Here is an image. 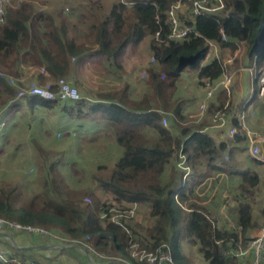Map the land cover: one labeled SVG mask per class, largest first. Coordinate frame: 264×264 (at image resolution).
I'll list each match as a JSON object with an SVG mask.
<instances>
[{
	"label": "trees",
	"instance_id": "1",
	"mask_svg": "<svg viewBox=\"0 0 264 264\" xmlns=\"http://www.w3.org/2000/svg\"><path fill=\"white\" fill-rule=\"evenodd\" d=\"M89 1L88 16L74 21L49 9L39 10V5L47 4V0L6 6L0 22V69L19 75L24 72V65H43L44 73L37 72L33 77L39 83L53 82V89H57L60 79L72 80L83 98L63 109L71 116L84 115L85 106L91 104L90 110L99 114L98 120L107 131L102 136L94 133L81 139L97 142L107 137L123 149L112 166L102 163L90 168V182L108 194L119 209L133 203L144 205L153 223L142 226L130 221L122 227L106 216L102 218L111 204L102 202L94 186L82 187L67 181V151L44 152L40 146L32 158L40 194L31 190V198L23 200L14 185L0 187V217L44 228L58 235L56 242L81 241L116 254L130 250L131 241L138 243L137 250H154L162 242L169 243L173 236L172 252L181 239H186L195 245L206 264H241L232 250L238 244L247 245L250 230L258 225L256 205L264 197H260L264 180L254 166L260 162L246 152L242 136L236 138L238 145L232 147L226 162L222 153L227 143L206 129L217 124L207 114L225 111V127H238L236 114L246 109L248 101L235 99L234 84L229 92L218 88L207 103L206 115L191 120L176 91L186 66L197 70L200 85L204 80L218 81L225 70L223 55L232 54L240 43L244 45L246 64L251 65L255 59L257 69L264 67V0H225L223 9L201 15L188 10L179 17L192 30L181 39L169 37L167 13L178 0H116L102 18L95 14L94 4L99 0ZM143 40H147V51L157 67L146 68L145 89L140 95L132 97L130 85L125 84L93 98L73 79L85 61L103 69L122 70L128 45ZM209 42L216 44L222 56H213L203 64ZM228 68H237V61ZM255 81L256 78L253 84ZM252 94L251 101L257 96L256 87ZM60 105L61 100L38 96L16 98L14 88L0 77V122L5 126L14 121L17 112L22 119L23 113L34 118L41 109L48 111ZM161 112L167 115L169 127L159 123ZM182 153L190 167L185 178L184 170L178 166ZM69 166L73 173L77 172L76 160ZM218 172L228 173L232 180L227 212L241 226L240 238L227 224H218L214 209L195 199V188ZM85 196L91 201L85 203ZM260 212L264 215V209ZM1 249L0 264H16L13 258L27 256L22 250L13 248V253L6 254ZM132 260L135 264H148Z\"/></svg>",
	"mask_w": 264,
	"mask_h": 264
},
{
	"label": "rangeland",
	"instance_id": "2",
	"mask_svg": "<svg viewBox=\"0 0 264 264\" xmlns=\"http://www.w3.org/2000/svg\"><path fill=\"white\" fill-rule=\"evenodd\" d=\"M28 1L30 0H9V3L6 6L17 7L20 3ZM115 1L116 0H99V3L94 4V7L97 8V12L95 13L96 17H105ZM89 2V0H47V4L39 5V10L49 9L50 12L58 13L59 16L64 17L65 20L74 21L82 15L88 16L86 10L89 6ZM188 10V4L185 3L184 8L179 10V15H186ZM208 52L209 53L206 56L203 64H206L209 58L213 56H222V52L219 48H217L216 44H212L209 47ZM125 53V61L122 70L116 71L111 68L103 69L101 66H95L90 64V62L85 61L83 66H85L86 63L87 66L81 70L78 69L75 71V79H77V81L80 83V86L85 89L89 95H94V97H97L98 93L100 92H106L111 89L114 90L124 86L125 84L130 85L129 93L132 97L140 95L141 91L145 89L144 82L147 78L146 68L149 66L156 68V61L152 60L153 56H150L147 51V40H143L137 45H128ZM227 58L232 59L231 63H228L227 67L233 65V63L237 61V68L232 69V71H230L228 68V71L233 74L230 85L234 84L236 94L235 99L242 98L249 103L253 95L251 93V88L257 87L258 82L255 81L252 87L251 83H253L254 78H252L253 80L250 81V78H248V71L243 70L242 67L252 66V64L255 62V59L252 61L251 65H247L248 63L246 64V52L243 43H240L238 48L232 54L223 55V62ZM33 66L43 65H24L22 67L24 72H21L19 75L10 74L3 69L0 70L11 76L22 78V82L27 84L34 80L37 81L33 77L35 73H42L37 69H32L34 68ZM65 80L72 83L73 85L72 80ZM37 83L39 82L37 81ZM45 83H50L53 85V82L50 81L40 84ZM212 85L213 94L208 97L206 86L204 84L200 85L198 83L197 70L186 66L181 72L180 78L177 81L176 95L182 99V107L188 113V119L198 120L199 118L206 115L208 101L215 95V92L218 88H223L219 85V80L214 82ZM229 88L226 89L227 92H229ZM14 90L17 94V90L15 88ZM257 97L251 103H249L247 108L244 110L245 122L250 128L251 110L256 108V111H258L253 113L254 117L252 115V118H254L251 122L252 129L253 131L257 130L256 132L260 134H264V93ZM204 100L206 102L205 106L203 109H200V104ZM72 103L73 101L68 100L61 101V105L59 107L49 109L48 111L41 109V114L38 113L34 116V118L30 117L32 114L26 115L23 113L25 119H22L19 117L21 116L20 112H17L15 114V118H13L14 121H12L11 124L7 123L6 126L3 125V127L0 129V132H2L0 134V187L8 188L9 186L14 185L18 191L22 193L23 200L31 198V190L35 191L37 194H40V192L37 190L38 187L35 176V166L32 162V158L36 153L34 151L35 148L37 149V147L40 146L44 152L52 149L51 151L55 153L59 152V150H64L67 151L69 156L67 167L64 169L67 181H74L76 184H79L82 187L94 186V190L99 198L102 199V202L105 204H111V207L108 208L110 221L116 223L122 220V225H120L122 227H124L125 222L130 221L140 222L142 226H148L149 224H152L153 222L151 219L147 217L148 209L144 205L133 203L126 209H119L120 207L115 202L110 200V196L108 194L103 192L100 187L95 186L93 181L90 182L91 180L88 178L90 168L94 169L98 164L102 163L107 164V166H112L114 160L122 154L123 149L115 140H108L106 139L107 137H101L97 142L83 141L81 138H84V136H89L90 134L94 133L102 136L103 133L107 131L103 122L98 120L99 114L90 110L91 104L85 106V109L83 110L84 115L79 114L71 116L68 111L63 109V107L71 105ZM217 113L218 112L207 114V117L211 118L213 122L217 123L218 125L219 121L213 119V115ZM223 113V120L225 122L228 112L225 111ZM198 114H201V116L195 117ZM190 115H194L193 117L195 118H191ZM163 118L166 119L165 126H170L169 121L167 120V115L164 113L162 114L159 123L164 126L162 122ZM12 125H14L13 128H11ZM231 128L232 127L227 128L228 132H230L229 130ZM67 132H70L71 134L69 133V135H66ZM228 132H221L222 139H226ZM219 138L221 139V136H219ZM243 144L247 149L248 141L246 138L244 139L242 145ZM222 157L224 159V155ZM73 159L76 160V173H73L69 169V164ZM260 165L263 164L260 163ZM260 165H252V167L254 166L256 170L261 172L263 175L261 177L264 180V171H261L264 165L262 167ZM168 171L169 169L165 173L166 176ZM219 173L221 172L214 174V177L211 176L215 179H213L210 183L203 185L199 184L195 188V193L199 197L198 198L195 196V199L197 202L209 205L211 209H214L217 212V215L214 216L217 217L216 221L218 224L225 223L230 228H232L231 223L235 222L227 212V205L230 202L229 197L230 189L232 187V180L228 173L223 172L228 178L223 176V180L219 182ZM80 176H83V178H80ZM263 194L264 193L262 192L260 197H263ZM224 195H226V197H224ZM40 197L42 198L41 195ZM225 198L229 201L226 204ZM37 200H39V198H37ZM261 200L262 201L259 204L264 205V199ZM83 201L88 203L91 200L88 196H85ZM124 211H132V213L111 219L112 216L118 215L120 213L123 214ZM221 216L222 218L220 219ZM0 218L2 219L3 217ZM18 228L11 229L5 226L0 227V248H2L1 250H4V253H13V248L26 252L27 249L24 248V245L38 244L42 248H47L45 249L46 251H48L49 247L53 250H61V248L64 249L65 247L77 248L85 255V258L88 259L89 264H105V262H109L111 264H134L132 262V258H134L136 261H140L139 255L142 250L152 251L146 249L137 250L138 243L136 241H131L130 250L122 251V253L119 255L121 256L120 259L119 257H116V253H113L111 250L109 252H104L102 249H94L90 245L86 246L85 244H82L81 241L66 242L67 240H63V242H56L55 239L59 238L58 235L48 232L41 227H34L44 230L35 234L29 231H23V229ZM33 238H35V240H33ZM20 240L22 241L21 243ZM172 243L173 236H171L169 240V244L172 245ZM107 249L111 248L108 247ZM172 250V257L175 264H206L202 255L197 251L195 245L186 239H181L177 246L174 249L172 248ZM26 255L27 256L23 257V259L29 258L32 260L31 264H39L40 260L37 256H31L27 253ZM95 257L101 260V263L97 262ZM17 259L20 260L22 258H13V261L16 262ZM141 261L148 263L145 260ZM16 264H19V261L16 262Z\"/></svg>",
	"mask_w": 264,
	"mask_h": 264
},
{
	"label": "built area",
	"instance_id": "3",
	"mask_svg": "<svg viewBox=\"0 0 264 264\" xmlns=\"http://www.w3.org/2000/svg\"><path fill=\"white\" fill-rule=\"evenodd\" d=\"M9 3V0H0V22L3 21L4 8ZM185 3L188 4V8L190 12L194 15L208 14L219 11L224 8L225 0H178L175 4H173L168 10V25H169V37L172 39H181L186 37L189 32H191V27L182 24L179 17V10L184 8ZM13 7V6H12ZM222 34V31H220ZM158 35V32L155 33V36ZM224 39V35L222 34ZM212 42H209V47L212 45ZM209 53V52H208ZM207 53V55H208ZM152 60H155L152 57ZM232 59L227 58L223 62V68L225 69L221 79H219V85L224 89H228L233 78V74L228 71L227 65L231 63ZM23 67V66H22ZM32 69H37L40 72H44L43 66H33ZM249 71L252 72L254 77L257 79L258 85L256 87L257 96H260L264 93V67L257 69L255 62L250 66ZM0 77L4 78L13 88L17 90L16 98H22L25 96H38L41 99L45 100H61V101H79L82 99L79 91L72 83L66 81L65 79H60L57 82V89H53L50 83L40 84L37 81H32L30 83L24 84L22 82V78H17L15 76H11L0 70ZM213 83L210 80H204V85L207 88V96H211L213 94ZM254 91V88L251 89V92ZM205 100L200 104V109H203L205 106ZM163 114V112H161ZM194 115H190L192 118ZM201 114H198L195 117H199ZM193 117V118H195ZM213 119L219 121L218 125L221 126L224 124V113L218 112L213 115ZM237 119L239 121L238 127H232L227 134L226 139L224 141L227 143V147L223 150L224 160L229 161L230 151H231V143L236 142V138L238 136L246 138L248 141L247 145V153L257 160L258 162L264 165V134H260L256 131H253L249 128V126L245 122V113L240 112L237 114ZM221 120V121H220ZM223 120V121H222ZM166 119L163 118L162 122L165 126ZM4 123L0 122V129L3 127ZM2 132H0L1 134ZM178 166L184 170V178L190 172V167L186 164L185 155H180V161L178 162ZM218 181L221 182L223 180V176L227 177L223 172L218 174ZM214 177V176H212ZM212 177L206 178L201 184L210 183L213 179ZM228 178V177H227ZM226 197V195H224ZM229 201L225 198V204ZM132 211H124L123 214H118L112 216L111 219H115L116 217L122 215H129ZM107 217L109 220V211L105 212L101 215V217ZM222 216L220 217V219ZM119 225H122V220L116 222ZM232 229L238 232V237L241 235V226L235 223H231ZM9 227L11 229L20 228L23 231H29L31 233H38L44 231L43 229L34 228L29 225H23L15 222H10L6 219L0 218V227ZM18 228V229H19ZM41 230V231H39ZM238 244V243H237ZM232 255L239 258L241 264H264V219L261 225L257 228L254 235H250L248 243L245 246H240L238 244L237 249L232 250ZM139 260H145L150 264H175L172 251L170 248V244L168 242H162L159 246H157L152 251L142 250L139 255ZM19 261V264H31L29 258L26 259H17L16 262Z\"/></svg>",
	"mask_w": 264,
	"mask_h": 264
},
{
	"label": "crops",
	"instance_id": "4",
	"mask_svg": "<svg viewBox=\"0 0 264 264\" xmlns=\"http://www.w3.org/2000/svg\"><path fill=\"white\" fill-rule=\"evenodd\" d=\"M87 66V63H86V65L84 66V67H86ZM83 67V68H84ZM250 66H245V67H242V69L243 70H246V71H248V78H250V81H252L253 79L252 78H255L254 77V75L252 74V72H250L249 71V68ZM76 76L74 75L73 76V79L75 78ZM251 85H252V87H253V83H251ZM254 88V87H253ZM252 89V88H251ZM252 93V92H251ZM93 98H94V95H91ZM257 97V96H256ZM258 98V97H257ZM254 100V99H253ZM252 100V101H253ZM252 101H250L249 103H251ZM248 103V104H249ZM197 105V104H196ZM195 105V106H196ZM197 108V107H196ZM247 108V107H246ZM252 109V108H251ZM252 112H251V119H250V128L252 129V124H251V122L253 121L252 119H254V118H252V115H253V117H254V112L256 111V108H253L252 110H251ZM258 111V110H257ZM256 111V112H257ZM242 112H244L245 113V111H242ZM238 113H240V112H238ZM237 113V114H238ZM237 114H236V117H237ZM225 123H226V119H225V122H224V124L223 125H221V126H219V125H217V124H213V125H211V126H209L207 129H206V131L207 132H210L213 136H216V137H219V136H221V139H222V135H221V132H228V130H227V128L226 129H224V127H225ZM167 127H169V126H167ZM230 128V127H229ZM253 130V129H252ZM257 131V130H256ZM70 133V132H69ZM71 134V133H70ZM238 145V143H236V142H234V143H231V151H232V147L233 146H237ZM246 150V149H245ZM247 152V151H246ZM235 153H236V151H235ZM261 167L263 166V165H260ZM261 171H264V167L262 168V170ZM259 172V174H260V176H263L262 174H261V172L260 171H258ZM261 179H262V177H261ZM263 193H264V191H263ZM263 196H264V194H263ZM261 199H264V197L263 198H260V200H259V202L257 203V205H256V213H255V215H256V219H257V226L256 227H254L253 229H251L250 230V235H254L255 234V232H256V230H257V228L261 225V223H262V221H263V219H264V215L260 212V210L261 209H264V205H262V204H259L262 200ZM33 240H35V238H33ZM22 241L20 240V243H21ZM30 242H32V241H30ZM33 243H35V242H33ZM37 246V247H36ZM24 248H26L27 250H26V253L28 254V255H31V256H37L38 257V259L40 260V262H39V264H89V261H88V259H86L85 258V255L79 250V249H77V248H72V247H65L64 249H62L61 248V250L59 249V250H53V249H51L50 247H49V249H48V251H46L45 249H47V248H42V247H40V245H38V244H26V245H24ZM23 248V249H24ZM56 249V248H55ZM70 249H74V250H70ZM44 251H46V252H44ZM77 255H78V257H77ZM117 256L116 257H119L120 259H121V256H119L120 254H116ZM72 256V257H71ZM95 259H96V261L97 262H100L101 263V260H99L98 258H96L95 257ZM133 263H134V261H132ZM105 264H111V263H109V262H105ZM115 264H117V263H115ZM135 264V263H134Z\"/></svg>",
	"mask_w": 264,
	"mask_h": 264
},
{
	"label": "bare ground",
	"instance_id": "5",
	"mask_svg": "<svg viewBox=\"0 0 264 264\" xmlns=\"http://www.w3.org/2000/svg\"><path fill=\"white\" fill-rule=\"evenodd\" d=\"M254 94V93H253Z\"/></svg>",
	"mask_w": 264,
	"mask_h": 264
}]
</instances>
